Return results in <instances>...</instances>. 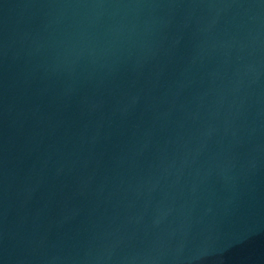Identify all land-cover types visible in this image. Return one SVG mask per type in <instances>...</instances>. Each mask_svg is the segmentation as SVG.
I'll list each match as a JSON object with an SVG mask.
<instances>
[{"label":"water","instance_id":"water-1","mask_svg":"<svg viewBox=\"0 0 264 264\" xmlns=\"http://www.w3.org/2000/svg\"><path fill=\"white\" fill-rule=\"evenodd\" d=\"M0 264H264V0H0Z\"/></svg>","mask_w":264,"mask_h":264}]
</instances>
